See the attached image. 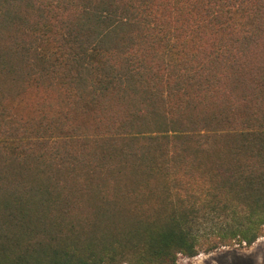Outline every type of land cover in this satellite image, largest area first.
Instances as JSON below:
<instances>
[{
    "label": "trees",
    "instance_id": "trees-1",
    "mask_svg": "<svg viewBox=\"0 0 264 264\" xmlns=\"http://www.w3.org/2000/svg\"><path fill=\"white\" fill-rule=\"evenodd\" d=\"M263 237L264 0H0V264Z\"/></svg>",
    "mask_w": 264,
    "mask_h": 264
},
{
    "label": "rangeland",
    "instance_id": "rangeland-1",
    "mask_svg": "<svg viewBox=\"0 0 264 264\" xmlns=\"http://www.w3.org/2000/svg\"><path fill=\"white\" fill-rule=\"evenodd\" d=\"M233 254L249 257L253 264H264V237L250 247L231 246L211 253H200L193 258L180 257L176 264H241L240 261L231 259Z\"/></svg>",
    "mask_w": 264,
    "mask_h": 264
},
{
    "label": "flooded vegetation",
    "instance_id": "flooded-vegetation-1",
    "mask_svg": "<svg viewBox=\"0 0 264 264\" xmlns=\"http://www.w3.org/2000/svg\"><path fill=\"white\" fill-rule=\"evenodd\" d=\"M244 247H246V246H244ZM231 259H235V260H237V261H240L241 264H253L252 259L249 258V257H246V256H244V255H238V254H235V255H234V254H233ZM240 262H239V263H240Z\"/></svg>",
    "mask_w": 264,
    "mask_h": 264
},
{
    "label": "built area",
    "instance_id": "built-area-1",
    "mask_svg": "<svg viewBox=\"0 0 264 264\" xmlns=\"http://www.w3.org/2000/svg\"><path fill=\"white\" fill-rule=\"evenodd\" d=\"M259 240V239H258Z\"/></svg>",
    "mask_w": 264,
    "mask_h": 264
}]
</instances>
